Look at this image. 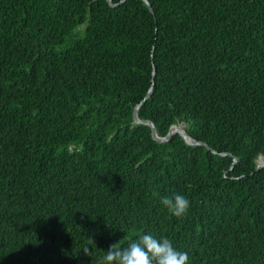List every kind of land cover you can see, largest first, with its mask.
<instances>
[{
	"label": "trees",
	"instance_id": "obj_1",
	"mask_svg": "<svg viewBox=\"0 0 264 264\" xmlns=\"http://www.w3.org/2000/svg\"><path fill=\"white\" fill-rule=\"evenodd\" d=\"M112 2L0 0V264H264V0Z\"/></svg>",
	"mask_w": 264,
	"mask_h": 264
},
{
	"label": "clouds",
	"instance_id": "obj_2",
	"mask_svg": "<svg viewBox=\"0 0 264 264\" xmlns=\"http://www.w3.org/2000/svg\"><path fill=\"white\" fill-rule=\"evenodd\" d=\"M160 203L177 218L184 217L190 207L187 197L179 193L162 197ZM101 264H189V255L174 247L169 238L147 232L126 246L122 247L118 242L111 244Z\"/></svg>",
	"mask_w": 264,
	"mask_h": 264
},
{
	"label": "water",
	"instance_id": "obj_3",
	"mask_svg": "<svg viewBox=\"0 0 264 264\" xmlns=\"http://www.w3.org/2000/svg\"><path fill=\"white\" fill-rule=\"evenodd\" d=\"M107 1L110 4V6H115L116 5V3L114 4L112 2V0H107ZM121 1H123V0H121ZM144 2L147 5V7L150 9V11H152V8H151L148 0H144ZM154 74H155V72H154V69H153L152 70V77L154 76ZM151 90H152V87L149 88L146 96L142 99V101L148 96V94H149V92ZM138 106L139 105H136L134 107V110H133V120L136 123H146V124H148L150 126L153 139H155L157 141H164V140H167L168 139V137L170 136L171 133L177 132V133H179L181 135V137L184 139V141L187 144H189V145H204L206 148L211 149L210 146L207 143H205L203 141H200V140H195L192 137L188 136L186 134V132L184 131V129L182 127L178 126V125H173L172 127L169 128L168 132L166 133V135L164 137H159L156 134L155 127H154L153 123L150 120H144V119L138 118V115H137ZM212 152L213 153H217V151H215V150H212ZM221 154H229L230 155V153H221ZM233 161H235V158L233 159ZM261 166H264V159H261V160L257 161L255 168L256 169H259Z\"/></svg>",
	"mask_w": 264,
	"mask_h": 264
},
{
	"label": "rangeland",
	"instance_id": "obj_4",
	"mask_svg": "<svg viewBox=\"0 0 264 264\" xmlns=\"http://www.w3.org/2000/svg\"><path fill=\"white\" fill-rule=\"evenodd\" d=\"M261 160V158L258 159V161Z\"/></svg>",
	"mask_w": 264,
	"mask_h": 264
}]
</instances>
